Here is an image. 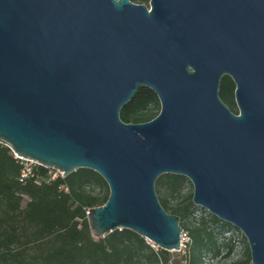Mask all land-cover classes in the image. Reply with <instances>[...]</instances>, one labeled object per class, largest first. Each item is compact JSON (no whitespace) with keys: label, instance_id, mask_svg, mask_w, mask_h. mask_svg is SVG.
<instances>
[{"label":"water","instance_id":"95a60500","mask_svg":"<svg viewBox=\"0 0 264 264\" xmlns=\"http://www.w3.org/2000/svg\"><path fill=\"white\" fill-rule=\"evenodd\" d=\"M224 75L237 113L219 97ZM140 86L160 110L124 122ZM0 139L62 177L103 178L95 238L126 228L179 250V217L155 192L176 174L264 264V0H0Z\"/></svg>","mask_w":264,"mask_h":264},{"label":"trees","instance_id":"16d2710c","mask_svg":"<svg viewBox=\"0 0 264 264\" xmlns=\"http://www.w3.org/2000/svg\"><path fill=\"white\" fill-rule=\"evenodd\" d=\"M234 88L232 79L224 75L220 80L219 97L237 113ZM159 110L157 95L140 86L119 114L124 122L135 123L154 118ZM20 168L8 148L0 145V264H139L141 255L145 262L151 258L167 261L169 251L155 249L132 230L115 229L99 238L92 235L87 211L102 205L109 194L106 182L97 172L77 168L64 177L57 175L54 179L38 182L36 177H31L20 182ZM47 170L41 165L36 166L40 178ZM185 180L187 178L181 175L162 174L155 186L159 190L173 187L177 191ZM91 186L97 188L94 194L89 190ZM24 196L28 199L21 207ZM160 204L165 211L170 210L181 217L194 212L191 203L179 208L162 199ZM210 221L219 223L222 231L231 226L212 214ZM179 225L183 230L184 226ZM185 228L190 238L186 255L188 264H198L207 253H220L214 229L206 221L200 220ZM231 249L228 248L227 254Z\"/></svg>","mask_w":264,"mask_h":264},{"label":"rangeland","instance_id":"374dc122","mask_svg":"<svg viewBox=\"0 0 264 264\" xmlns=\"http://www.w3.org/2000/svg\"><path fill=\"white\" fill-rule=\"evenodd\" d=\"M134 2L142 3L149 6V0H136ZM178 188L179 189H177V191L173 190V187H165L159 190L155 186V192L157 194L159 202L162 199H167L171 206L184 208L188 206L189 203L194 206V212L189 216L181 217L182 215L175 214L179 217V223L184 226L182 229L186 232L188 236L184 243L185 246H182L179 250L176 251H169V255L166 262L159 260L156 261L152 258L149 260V262H145L144 256L141 255V261L139 262V264H188L186 255L190 238L188 230L185 228V226L195 224L200 220L206 221L208 225L214 229V232L217 237V242L220 244V253L218 255L207 253L202 257L201 262H199L198 264H252L250 260L249 247L246 238L242 234V232L232 225L222 231L220 229L219 223L210 221L211 214L208 212V210L192 203L193 186L188 179L185 180L183 184ZM89 190L92 194H94L97 191V188L91 186ZM27 199L28 198L26 196L23 197L21 201V207L25 205ZM167 212L171 213L170 210H168ZM30 247H33V245H30ZM230 247L232 249L230 253L227 254L228 248Z\"/></svg>","mask_w":264,"mask_h":264},{"label":"built area","instance_id":"2783aa9c","mask_svg":"<svg viewBox=\"0 0 264 264\" xmlns=\"http://www.w3.org/2000/svg\"><path fill=\"white\" fill-rule=\"evenodd\" d=\"M0 145L8 148L9 152L12 154V156L14 157V159L16 161H18L19 164L21 165L20 173H19V176H18V180L20 182H24L28 178H31V177H36V181L38 182L40 179L48 180V179H54L57 175H60L61 176V174L59 172L54 171V169L47 168L48 170L46 172V175L44 177L40 178L36 174V166H38L40 164H38L34 160H31V159H28V158H24V157L18 156L12 150V148L10 147V145L8 143L2 141L1 139H0ZM187 238H188V236H187L186 232L183 231V230H181V234H180V248L182 246H185L184 243H185V241H186ZM148 243H150L151 246H153L155 249L158 248V246L152 244L150 241H148Z\"/></svg>","mask_w":264,"mask_h":264}]
</instances>
